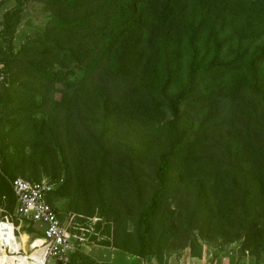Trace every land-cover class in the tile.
I'll list each match as a JSON object with an SVG mask.
<instances>
[{
  "label": "trees",
  "instance_id": "1",
  "mask_svg": "<svg viewBox=\"0 0 264 264\" xmlns=\"http://www.w3.org/2000/svg\"><path fill=\"white\" fill-rule=\"evenodd\" d=\"M13 1L0 20V216L13 177L44 173L58 182L49 203L104 219L100 245L166 264L240 240L238 256L257 257L264 0ZM28 2L48 18L13 50ZM20 231L40 235L27 221ZM78 257L67 264L91 262Z\"/></svg>",
  "mask_w": 264,
  "mask_h": 264
},
{
  "label": "rangeland",
  "instance_id": "2",
  "mask_svg": "<svg viewBox=\"0 0 264 264\" xmlns=\"http://www.w3.org/2000/svg\"><path fill=\"white\" fill-rule=\"evenodd\" d=\"M14 5L13 0H0V20L2 14L10 9ZM48 13L43 9L42 5L37 2H28L26 7L21 13L20 22L17 24L15 31L11 37V43L13 45V50H16L21 43L31 39L34 35L44 27L45 22L47 21ZM7 43V36H0V46L5 49ZM76 73V72H75ZM1 75V74H0ZM72 78V76H71ZM61 85L56 84L54 97H60V89ZM142 170L146 171L147 168L142 166ZM47 177L50 175H46L41 173L40 178ZM58 183V182H57ZM56 183V185H57ZM50 203L52 204L53 208L56 210L57 214L59 215L60 221L64 224L68 231L71 233L79 235L82 240L77 241V250L75 252L78 253L79 261H83L81 255H86L91 262L85 264H103L105 259H114V254L120 253L123 255H127L121 249L111 247V246H103L99 244L101 239H105V231H106V224L103 218H98L95 215L92 217L83 216V218L76 217L74 214H71L66 210L67 199L58 197L55 195L49 196ZM11 217V221L15 228V236L21 240L20 246L22 247L24 252H28L29 250V241L31 239L30 234L23 233L20 231V225L18 218L15 214H13L12 210L8 212ZM3 216V215H2ZM0 216V218L2 217ZM131 218V216H130ZM96 220H99V226H96ZM127 227H130V221L127 224ZM94 237V238H93ZM241 241L236 240L230 243H222L221 240H214L212 242L202 241L201 244H205L209 247L215 248L216 250H225L226 248L229 249L231 252L236 253L237 260L240 258H244L242 264H264V249L259 251L258 256L249 255L244 253L242 256H238V247ZM180 252V255L175 257L181 258L184 250ZM99 251H108L110 252L109 258L106 257L107 252H99ZM131 254V253H128ZM133 255V254H132ZM173 255V254H172ZM142 259H150L152 258L153 261H156L155 257L151 255H145L141 257ZM100 260V261H97ZM103 261V262H102ZM237 264V263H236Z\"/></svg>",
  "mask_w": 264,
  "mask_h": 264
},
{
  "label": "built area",
  "instance_id": "3",
  "mask_svg": "<svg viewBox=\"0 0 264 264\" xmlns=\"http://www.w3.org/2000/svg\"><path fill=\"white\" fill-rule=\"evenodd\" d=\"M2 79V75H0ZM15 197L13 214L19 223L27 221L40 235L29 241V250L24 252L20 246V240L15 236V226L9 213L4 214L0 221L12 225L14 236L18 246L11 249L8 244L0 245V250L8 256L13 255V261L18 263L16 256H24L25 264H67L70 255L77 250V241L82 238L67 230L60 221L56 211L48 202L49 192L56 186V182L42 177L37 181H30L15 176L9 181ZM35 240L39 242L35 243ZM177 264H182L178 262Z\"/></svg>",
  "mask_w": 264,
  "mask_h": 264
},
{
  "label": "crops",
  "instance_id": "4",
  "mask_svg": "<svg viewBox=\"0 0 264 264\" xmlns=\"http://www.w3.org/2000/svg\"><path fill=\"white\" fill-rule=\"evenodd\" d=\"M21 242V240H20ZM202 245L201 254L199 256L190 255L188 249L184 250L181 258H177L173 255H170L166 264H177L181 262L182 264H242L245 260V257L237 260L236 253L230 252L229 249L225 250H216L215 248L209 247L205 244ZM107 252L106 257L109 258L110 252L108 251H99ZM123 255L120 253L114 254V259H105L103 264H158L156 261L150 259H142L136 255L128 254ZM100 261V260H97Z\"/></svg>",
  "mask_w": 264,
  "mask_h": 264
},
{
  "label": "bare ground",
  "instance_id": "5",
  "mask_svg": "<svg viewBox=\"0 0 264 264\" xmlns=\"http://www.w3.org/2000/svg\"><path fill=\"white\" fill-rule=\"evenodd\" d=\"M12 225L5 221H0V245L8 244L11 249H16L18 246V241L16 240ZM39 242V240H35V243ZM0 250V264H25V257L20 255L16 256L19 260L18 263H15L13 259L15 258L13 255L8 256L7 254Z\"/></svg>",
  "mask_w": 264,
  "mask_h": 264
}]
</instances>
